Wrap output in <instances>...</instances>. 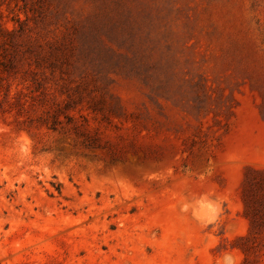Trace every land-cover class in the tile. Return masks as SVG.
Segmentation results:
<instances>
[{
  "label": "rangeland",
  "instance_id": "rangeland-1",
  "mask_svg": "<svg viewBox=\"0 0 264 264\" xmlns=\"http://www.w3.org/2000/svg\"><path fill=\"white\" fill-rule=\"evenodd\" d=\"M252 169L264 0H0V264H264Z\"/></svg>",
  "mask_w": 264,
  "mask_h": 264
},
{
  "label": "trees",
  "instance_id": "trees-1",
  "mask_svg": "<svg viewBox=\"0 0 264 264\" xmlns=\"http://www.w3.org/2000/svg\"><path fill=\"white\" fill-rule=\"evenodd\" d=\"M252 171L256 174H264V170H258V169H252ZM244 202H246V193H245V187H244V193H243Z\"/></svg>",
  "mask_w": 264,
  "mask_h": 264
},
{
  "label": "clouds",
  "instance_id": "clouds-1",
  "mask_svg": "<svg viewBox=\"0 0 264 264\" xmlns=\"http://www.w3.org/2000/svg\"><path fill=\"white\" fill-rule=\"evenodd\" d=\"M224 264H234V261L231 256L226 255L224 257Z\"/></svg>",
  "mask_w": 264,
  "mask_h": 264
}]
</instances>
